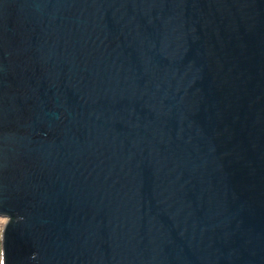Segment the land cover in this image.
Returning <instances> with one entry per match:
<instances>
[{"label": "water", "instance_id": "1", "mask_svg": "<svg viewBox=\"0 0 264 264\" xmlns=\"http://www.w3.org/2000/svg\"><path fill=\"white\" fill-rule=\"evenodd\" d=\"M4 264H264V0H0Z\"/></svg>", "mask_w": 264, "mask_h": 264}, {"label": "rangeland", "instance_id": "2", "mask_svg": "<svg viewBox=\"0 0 264 264\" xmlns=\"http://www.w3.org/2000/svg\"><path fill=\"white\" fill-rule=\"evenodd\" d=\"M9 222V219L3 216H0V264H3V254H2V235H3V230L7 223Z\"/></svg>", "mask_w": 264, "mask_h": 264}]
</instances>
